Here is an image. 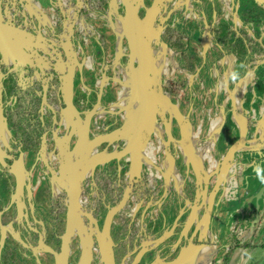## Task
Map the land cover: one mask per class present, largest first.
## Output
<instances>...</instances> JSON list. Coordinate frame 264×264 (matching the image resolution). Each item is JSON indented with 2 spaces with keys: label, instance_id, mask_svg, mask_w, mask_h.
<instances>
[{
  "label": "flooded vegetation",
  "instance_id": "obj_1",
  "mask_svg": "<svg viewBox=\"0 0 264 264\" xmlns=\"http://www.w3.org/2000/svg\"><path fill=\"white\" fill-rule=\"evenodd\" d=\"M152 7L155 87L182 120L155 104L130 176V154L110 156L126 137L103 138L126 112L130 39L119 19L134 9L143 21ZM263 111L259 0H0V264L78 263L76 231L61 257L73 173L89 264H100L96 236L117 207L107 227L113 264L172 262L182 248L181 264H232L264 227V183L254 190ZM185 123L192 162L178 142ZM226 221L214 245L213 223Z\"/></svg>",
  "mask_w": 264,
  "mask_h": 264
},
{
  "label": "water",
  "instance_id": "obj_2",
  "mask_svg": "<svg viewBox=\"0 0 264 264\" xmlns=\"http://www.w3.org/2000/svg\"><path fill=\"white\" fill-rule=\"evenodd\" d=\"M259 1L262 3L264 9V0ZM146 13L144 20L138 22L134 9H127L124 17L119 19L122 32L127 35L128 39H130V54L127 65L129 71L126 75V79L122 83L125 89L123 100L126 101V112L123 123L112 133L103 138V140H116L126 137V147L119 153L114 152L110 156L115 158L121 154H130V176L136 172L139 161V152L143 140L147 132L154 128L153 112L155 104L161 106L163 110L168 111L170 116H173L177 122L180 123L182 120L174 106L169 103L159 90H156L155 85L158 83L159 67L156 61L152 58L149 48V41L154 33L150 24V19L154 13V7ZM133 62H135V66H133ZM257 125L259 127L261 126V130L264 132V111L260 114ZM179 136L180 139L178 142L183 151V155L187 160L192 162L190 159V152L187 148L189 144H191V135L190 129L186 123L181 126ZM243 136L244 128L242 126L239 136L240 138L229 147L226 153V159L231 157L233 151L240 148ZM262 163L263 161L260 162L259 166ZM262 171L263 166L260 167L258 174H261ZM73 175L74 173L70 176L71 180L66 189L67 210L65 232L61 246V257L62 261H64V257L67 253V239L71 232L76 231L80 237V256L77 264H89L91 244L88 235L84 234L82 237L84 226L79 217L80 212L77 205L78 177H76L77 175L73 177ZM118 208L119 207L114 208L107 213L103 222L102 231L100 235L96 236V253L99 256L100 264H113L107 236V227L112 213ZM256 221L257 219L255 218L253 222L250 223L247 228V235L251 234L253 224L256 223ZM187 258L189 259V254L187 253V250L182 248L179 256L174 261L163 264H181L185 262Z\"/></svg>",
  "mask_w": 264,
  "mask_h": 264
},
{
  "label": "rangeland",
  "instance_id": "obj_3",
  "mask_svg": "<svg viewBox=\"0 0 264 264\" xmlns=\"http://www.w3.org/2000/svg\"><path fill=\"white\" fill-rule=\"evenodd\" d=\"M222 148H223V144H221L220 149ZM259 184H260V180H257L254 190L259 187ZM260 191H261L260 189L259 191H257V195H256L257 197L258 195H260ZM252 222L253 221H251V223ZM213 224L214 225L212 228V232L213 233L217 232V234L220 233L219 236L216 235L217 240L215 241L214 245L222 244L224 237L227 234H229L227 233L229 231L228 221L224 222V228H222L221 230L216 229L218 223H213ZM259 233L260 235L258 237L256 236L255 238L253 236L246 237L245 243L243 244V248L241 250L242 252L240 254L235 255V259L233 260L232 264H264V227L261 230H259ZM253 250H256V251L253 252ZM243 252H245L244 255H243ZM230 258H229V261H230Z\"/></svg>",
  "mask_w": 264,
  "mask_h": 264
},
{
  "label": "clouds",
  "instance_id": "obj_4",
  "mask_svg": "<svg viewBox=\"0 0 264 264\" xmlns=\"http://www.w3.org/2000/svg\"><path fill=\"white\" fill-rule=\"evenodd\" d=\"M233 79H236V77L233 76ZM258 178L260 179L261 183H264V176H259L258 175Z\"/></svg>",
  "mask_w": 264,
  "mask_h": 264
},
{
  "label": "crops",
  "instance_id": "obj_5",
  "mask_svg": "<svg viewBox=\"0 0 264 264\" xmlns=\"http://www.w3.org/2000/svg\"><path fill=\"white\" fill-rule=\"evenodd\" d=\"M259 146H261V145H259ZM259 146H258V147H259Z\"/></svg>",
  "mask_w": 264,
  "mask_h": 264
}]
</instances>
